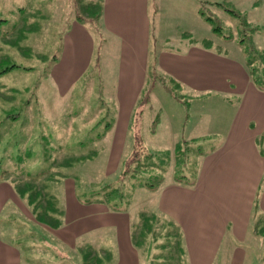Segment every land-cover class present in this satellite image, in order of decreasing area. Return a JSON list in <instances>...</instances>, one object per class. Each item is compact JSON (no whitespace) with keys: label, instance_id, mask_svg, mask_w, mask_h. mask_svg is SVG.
Masks as SVG:
<instances>
[{"label":"rangeland","instance_id":"1","mask_svg":"<svg viewBox=\"0 0 264 264\" xmlns=\"http://www.w3.org/2000/svg\"><path fill=\"white\" fill-rule=\"evenodd\" d=\"M12 3L0 1V23L6 21L0 29V243L20 248L21 264H82V255L61 261L62 254L46 249V243L29 248L34 243L30 234L40 238L41 230H47L34 226L33 219L64 223V196L69 198L74 188L81 200L101 201L112 212L130 213L141 264H179L177 250L167 242L172 225L156 223L158 218L150 214L154 194L171 177L184 181L195 173L202 154L214 145L210 119L219 122L221 104L214 98L196 99L159 75L158 55H177L197 45L244 69L248 57L253 66L264 68V0H118L105 16L101 12L96 17L81 0L55 3L58 15L46 12V5L44 13L30 16L29 1L15 0L14 9ZM84 4L87 15L79 10ZM74 5L97 38L106 37L108 26L133 45H76L74 58L65 60L64 80L53 74L58 85L52 89L47 77L51 57L62 55L65 48L57 45L58 33L50 24L53 18L70 17ZM5 38L12 42L2 44ZM130 48L141 62L147 60V87L140 97L143 112L122 144L116 140L118 145H112L106 124L117 116L115 82ZM214 70L223 74L224 65ZM136 150L135 160L128 162ZM144 184L155 190L142 188ZM13 194L24 202L26 213L16 208ZM100 212L101 217L94 218L100 229L90 213L85 216L89 230L84 238L98 239L97 245L89 250L84 238L78 241L88 258L94 250L107 253L108 238L116 232V222ZM177 237L174 245L181 252L183 242ZM253 260L262 264L263 259L248 262Z\"/></svg>","mask_w":264,"mask_h":264},{"label":"crops","instance_id":"2","mask_svg":"<svg viewBox=\"0 0 264 264\" xmlns=\"http://www.w3.org/2000/svg\"><path fill=\"white\" fill-rule=\"evenodd\" d=\"M0 1L5 2V0ZM9 1L15 2V0ZM27 1L31 16L44 13L46 5H48L46 12L56 13L54 5L60 0H41L40 4L35 3V0ZM81 1L89 4V10L94 9L97 4L100 5L104 16L115 8L118 2V0ZM79 7L81 9L74 5L70 17H66L65 20L59 17L53 18L50 24L57 30L59 40L57 45H64L65 48L62 55L51 57L52 68L47 77L52 89L57 88L58 85L53 74L57 75L60 81L62 78L64 80L63 75L67 68L64 67L65 60L69 63L74 58L76 45L92 47L133 45L108 26L106 37L97 38L81 14L89 11L86 9L87 5H79ZM14 8L15 4L12 9ZM48 8H51V11ZM4 20H1L0 29L6 26ZM22 24L19 25L20 29ZM2 33L4 32L1 31ZM9 38H5L2 44L11 43ZM144 49L146 51L147 48ZM187 50L188 52L176 53L177 55L160 52L159 67L156 66L159 75L170 79L176 87L188 91L196 99L204 98L211 101L214 98V102L221 104V111L218 110L220 120L217 124H213V119H210L211 127L216 133L214 145L202 154L195 173L192 176L188 174V178L184 181H179L173 176L160 184L154 194V213L150 214L158 218L156 223L164 221L168 226L172 225L170 231L173 232L168 235L167 242L172 243L170 246L177 250L176 257L179 264L181 259L184 264H256L255 260L248 262V259L254 257H261L264 264V90L252 83L247 68L244 69L239 64L235 65L227 57L213 55L210 48L194 45ZM125 58L128 60L125 64L120 62L117 84L115 82L119 91L116 96L120 99L119 108L114 109V114L117 116L112 123L106 124L112 145H118L116 140H119L121 145L130 130L134 128V124L139 122L143 112L140 97L147 87L148 72L145 65L147 60L141 62L136 51L131 48L126 52ZM218 64L224 65L223 74H218L214 70ZM133 84L135 86L130 91ZM197 126L198 123L193 129ZM120 130H123V135ZM152 186L144 184L142 188L153 191L155 188ZM13 196L17 203L16 208L26 213L24 202L18 196L15 197L14 194ZM92 208L97 211L91 212ZM113 210L107 209L101 201L90 203L79 199L75 189L72 188L70 197L64 196L63 200L61 213L64 223L50 224L42 218H39L38 223L33 219L34 226H44L48 231L41 230L44 233L39 235L40 238L30 234V239H34V243H31L29 248L33 249L37 242L46 243L44 246L46 249L51 248L52 252L62 254L61 261L64 258L71 260L74 256L82 255V264H141V253L134 244L135 231L131 230L130 213L121 214L117 211L112 212ZM100 211L116 222L117 229L114 227L116 230L114 237L108 238L106 245L108 252L94 250L88 258L78 241L82 242V238L88 233L89 227L85 223V216L88 213H90L89 218L93 217L91 220L97 228H101L99 223L94 222V218L101 217ZM52 226L57 228L54 230ZM177 236L183 242L181 252L180 246L174 245ZM95 240L98 239L89 237L87 241L84 238L83 242L86 243L87 249L91 250V246L97 245ZM0 248L2 249L0 254L3 255V260L0 256V264L22 263L23 255L20 248L10 247L4 243H0ZM258 253H261V256ZM85 258L87 260H84Z\"/></svg>","mask_w":264,"mask_h":264},{"label":"trees","instance_id":"3","mask_svg":"<svg viewBox=\"0 0 264 264\" xmlns=\"http://www.w3.org/2000/svg\"><path fill=\"white\" fill-rule=\"evenodd\" d=\"M97 6V7H95ZM94 9L92 8V15L93 16H99L101 13V6L95 5ZM227 10V9H225ZM228 11V10H227ZM231 12V11H229ZM233 15L237 16L236 13L231 12ZM247 69H248V73L250 75V78L252 80V83L259 89L264 90V68H257L255 66H253V62L252 60L248 57L247 59ZM142 102H140V106H142ZM137 143V142H136ZM137 146V149L139 150V148H143L140 145H135ZM137 156V150L131 155V157L129 158L128 162H133L135 160Z\"/></svg>","mask_w":264,"mask_h":264}]
</instances>
